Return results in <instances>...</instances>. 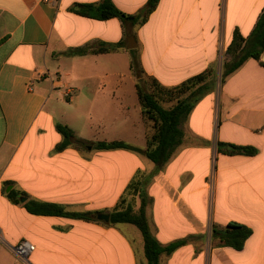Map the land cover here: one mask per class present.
Here are the masks:
<instances>
[{
	"label": "crops",
	"instance_id": "1",
	"mask_svg": "<svg viewBox=\"0 0 264 264\" xmlns=\"http://www.w3.org/2000/svg\"><path fill=\"white\" fill-rule=\"evenodd\" d=\"M101 1L0 0V264H147L136 226L97 218L110 214L138 171L153 173L145 188L152 233L164 246L188 239L160 264H264V67L250 58L217 80L235 31L253 33L264 0H161L143 26L72 11ZM113 2L137 14L148 0ZM117 43L116 51L91 53ZM82 48L89 51L69 54ZM209 68L216 87L183 122L184 140L161 169L142 152L89 144L145 149L139 80L175 86ZM58 123L88 144L58 151ZM220 142L258 152L222 154ZM12 189L26 200H9ZM31 200L96 220L31 214ZM229 223L253 232L242 250L211 238L214 225ZM23 239L36 247L26 260L13 251Z\"/></svg>",
	"mask_w": 264,
	"mask_h": 264
},
{
	"label": "trees",
	"instance_id": "2",
	"mask_svg": "<svg viewBox=\"0 0 264 264\" xmlns=\"http://www.w3.org/2000/svg\"><path fill=\"white\" fill-rule=\"evenodd\" d=\"M161 0H148L146 6L137 14H127L121 11L113 0H102L99 3L79 4L72 11L89 18L98 20H108L119 18L124 23L143 26L150 16L157 9ZM122 46L121 43L110 45H99L93 48L91 53L113 52ZM87 48L71 50L69 54H86ZM132 53L131 70L140 77L142 74L141 63L137 55ZM227 55L231 57L223 64V74L221 84L226 78L239 69L248 59L253 58L260 62L264 53V12L260 16L253 33L244 38L238 30L235 31L233 40L227 49ZM141 79L137 84V94L141 104L142 115L147 124L146 148L141 149L125 141H96L89 143L96 150H130L142 152L149 160L161 169L173 156L176 149L184 140V132L181 128L183 122L188 118L196 104L216 87L215 70L209 68L205 72L193 76L179 85L165 86L155 78H149L144 84ZM58 132L63 136V140L57 146L58 151L73 146L81 149L86 146L85 141L76 139L74 131L62 123L57 124ZM218 152L227 155L246 154L255 155L258 151L250 146H239L228 143H218ZM153 173L146 174L138 171L135 177L128 184L125 192L119 199L116 206L110 211V224H132L141 232L144 239L145 256L147 264H160L163 254L170 255L188 242V239H181L162 245L152 233L147 216V206L149 197L146 193V185ZM7 197L13 203H21V198L26 194L12 189L7 193ZM138 197L140 205L135 210L133 201ZM133 201H131V199ZM25 208L31 214L63 216L83 220L93 219L95 213L91 212H69L63 206L49 204L35 200L24 203ZM252 230L241 224L229 223L227 226L214 225L211 229V238L220 246L232 247L242 250L246 241L252 235Z\"/></svg>",
	"mask_w": 264,
	"mask_h": 264
},
{
	"label": "built area",
	"instance_id": "3",
	"mask_svg": "<svg viewBox=\"0 0 264 264\" xmlns=\"http://www.w3.org/2000/svg\"><path fill=\"white\" fill-rule=\"evenodd\" d=\"M44 1L49 2L50 0ZM35 248L36 247L34 244H32L28 240L23 239L13 247V251L20 259L26 260L28 259L29 255L35 250Z\"/></svg>",
	"mask_w": 264,
	"mask_h": 264
},
{
	"label": "rangeland",
	"instance_id": "4",
	"mask_svg": "<svg viewBox=\"0 0 264 264\" xmlns=\"http://www.w3.org/2000/svg\"><path fill=\"white\" fill-rule=\"evenodd\" d=\"M223 62L220 61L218 66H217V70H218V74H217V80L220 81L221 79V75L223 73ZM148 81V80H147ZM131 199V198H130ZM131 201H133V199H131ZM133 205H134V208L135 210L138 209L139 205H140V200L138 197L135 198V200L133 201ZM137 229V228H136Z\"/></svg>",
	"mask_w": 264,
	"mask_h": 264
},
{
	"label": "water",
	"instance_id": "5",
	"mask_svg": "<svg viewBox=\"0 0 264 264\" xmlns=\"http://www.w3.org/2000/svg\"><path fill=\"white\" fill-rule=\"evenodd\" d=\"M134 39V37H132ZM132 45H129V49H133ZM25 197L21 198V201H25ZM97 218L102 221L110 222V214L109 213H100L97 215Z\"/></svg>",
	"mask_w": 264,
	"mask_h": 264
}]
</instances>
